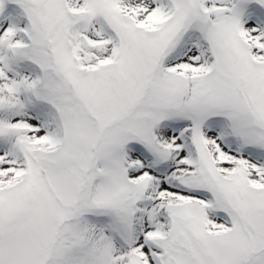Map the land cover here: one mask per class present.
Masks as SVG:
<instances>
[{
  "label": "snow or ice",
  "instance_id": "1",
  "mask_svg": "<svg viewBox=\"0 0 264 264\" xmlns=\"http://www.w3.org/2000/svg\"><path fill=\"white\" fill-rule=\"evenodd\" d=\"M0 264H264V0H0Z\"/></svg>",
  "mask_w": 264,
  "mask_h": 264
}]
</instances>
